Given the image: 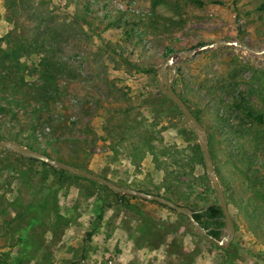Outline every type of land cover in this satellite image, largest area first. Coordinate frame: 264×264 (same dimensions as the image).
Returning <instances> with one entry per match:
<instances>
[{
	"label": "rangeland",
	"instance_id": "374dc122",
	"mask_svg": "<svg viewBox=\"0 0 264 264\" xmlns=\"http://www.w3.org/2000/svg\"><path fill=\"white\" fill-rule=\"evenodd\" d=\"M3 37L23 41L20 54L31 82L40 81L42 62L56 74L58 92L51 93L39 119L41 150L84 161L117 185L207 209L218 205V196L211 179L209 184L203 177L209 176L204 160L201 164L193 154L196 145L202 152L198 136L180 110L163 101L159 87L158 69L172 59V85L199 115L207 142L209 132L214 136L215 165L231 182L234 264H264V209L246 192L254 176L264 185V123L248 120L233 106L242 96L264 113V0H0ZM219 117L230 125L233 147L239 143L255 156L259 172L249 182L227 158ZM6 121L0 116V132L14 124ZM26 127L24 122L21 129ZM2 150L9 149L0 148V162L7 165L10 157ZM2 165L0 264H166L165 246L136 248L129 231L138 215L81 179L67 180L60 190L58 208L65 220L41 224L17 218L22 206L13 205L15 196L30 193L18 191L15 166L3 170ZM133 196L130 203L146 215L172 224L166 241L179 239L193 264H217L218 240L201 234L186 215ZM98 200L111 203L99 224ZM28 251H35L33 259L15 260Z\"/></svg>",
	"mask_w": 264,
	"mask_h": 264
},
{
	"label": "trees",
	"instance_id": "16d2710c",
	"mask_svg": "<svg viewBox=\"0 0 264 264\" xmlns=\"http://www.w3.org/2000/svg\"><path fill=\"white\" fill-rule=\"evenodd\" d=\"M11 42L13 45H11ZM22 48L23 41L21 39L15 38L12 40L7 39V37L0 38V116H6L8 118V121H6L7 125L14 123L13 125H10L8 132H0V140L13 141L19 145L32 149L35 152H40L50 158L64 161L80 169L93 173L85 166L83 163L84 161L77 160V158L67 161L60 156L53 157L50 153L41 150L37 137V131H39L38 128H40L39 119L49 107L48 105L51 93L58 92L56 86L57 77L55 72L49 67L48 63L42 62L40 63V81L31 82L28 79L29 75L27 74L28 66L26 62L23 61L22 55L20 54V50H22ZM140 70L142 71L143 69L140 68ZM156 71V68L152 69V73L156 74ZM174 90L180 97H182V99L190 108L187 99L184 98L175 88ZM162 97L164 102L167 101L176 106L166 95H163ZM233 106L239 110L248 120L254 121L259 125L264 123V113L254 109L252 105L243 99L242 96H237L235 98ZM192 112L198 121L201 122L197 112ZM46 119L48 120V118ZM220 119L224 123V132L222 133V136L223 140L226 142L225 148L226 154L228 155L227 158L231 161V164L234 166V168L237 169L238 175L249 182L251 177L253 175H257L259 172L257 168H254V164L257 163L254 158L255 156L248 155V153L242 148L241 144L239 145V143L233 147L234 142L229 136V132L231 131L228 129L230 125H228L226 119ZM24 122L27 123V127L25 129H21ZM14 125H17L18 127H13ZM14 128H17V130H14ZM188 133L194 136L191 130H189ZM188 133L186 131V134ZM237 135L242 137V134ZM213 140L214 136L211 134V132H209L207 142L208 148L214 161V169L217 180L223 189L224 196L228 204L229 199H231L232 193L234 192L228 177L225 178L223 173H219V168L217 165H215L217 159L216 151L213 148ZM228 146H230V150L228 149ZM195 149L196 150H193V154L198 158L201 164H204L199 145H196ZM2 151H4L6 155L10 157L7 165L0 162V164H3L2 169L9 170L11 165H14L16 171L19 172L18 180L21 183V185L18 187V191L20 193H25L26 195L27 193H30V197L27 198L21 197L19 194L15 196L13 205L16 204L22 206L20 213L16 215L17 218L23 219L26 217L31 222H37L41 224H43L45 220H47V223L65 220L60 214L58 208L60 190L63 188V185L67 180L81 179L89 182L91 186H96L103 191L110 192L116 197L119 203L126 204L127 207H129L135 214L138 215L139 218L137 224L130 228L129 231L136 248L157 250L162 246H165L164 250L167 257L166 264H193L192 254L185 252L183 244L179 241V239L172 238L166 241L165 238L171 232L172 224H168L164 221H155L153 218L146 215L138 205L130 203V198H136V196L114 193L106 185L97 183L85 177L73 175L44 161L35 158L24 157L23 155L10 150ZM1 160L2 159H0V161ZM22 165H25V167ZM103 177L109 179L107 176ZM203 177L205 181L210 184V178L206 172L203 173ZM254 177L255 178L251 180L254 183L251 185L249 183L246 184V192H249L250 194L252 193L253 196L255 195L259 203V205H256V207L264 209V185H261L263 179H261L259 176ZM35 180L39 181V184H34ZM260 186H262L263 189H259ZM140 190L150 194L162 195L179 205L189 207L193 211L194 218L203 226L204 229L207 230L208 235H210L215 240H220L222 236L221 228L223 227L224 222L222 220V210L216 203L211 204V206L207 209H204L203 207L196 208L190 203L181 204L167 194L150 192L145 189ZM21 198H24V202H22ZM97 202L98 207L96 209V220L99 224L103 217V211L107 207H110L111 203L99 200ZM151 202L159 204L170 211H173L181 218L188 219L183 214L177 213L174 209L165 206L162 203L156 201ZM9 209L13 210V206H11ZM87 235L90 236L91 232L87 233ZM214 244L215 247L222 251L217 264H234V259L238 251L235 246V242L232 241L222 245L217 243ZM32 245L36 246L37 244ZM35 251H28L27 253L29 255L24 256H22L23 254L21 253L20 256L14 258L18 262L22 261L24 257H27V259H33V257L30 256H32ZM4 263L9 264L7 262Z\"/></svg>",
	"mask_w": 264,
	"mask_h": 264
},
{
	"label": "water",
	"instance_id": "95a60500",
	"mask_svg": "<svg viewBox=\"0 0 264 264\" xmlns=\"http://www.w3.org/2000/svg\"><path fill=\"white\" fill-rule=\"evenodd\" d=\"M228 44V43H226ZM236 45V43H234ZM264 50H261L260 53H263ZM172 68L171 70L169 68ZM175 65L172 61V59H167L165 63H163L160 68L158 69V75H159V87L161 91L179 108L183 116L186 118L188 123L190 124L192 130L194 133L198 136L199 143L202 150V156L203 160L207 169V172L211 179V184L213 188L215 189L217 196H218V206L221 208L225 225H226V234L221 237L220 240H218V243L220 245L232 241L234 234H235V227L234 223L231 217V213L228 209V204L226 201V198L224 196V192L222 187L220 186L215 169L213 166V161L211 157L210 150L208 148L207 139L204 136L205 129L203 128L202 124L198 121L196 116L193 114V112L190 110L188 105L185 103V101L180 97L177 92L174 90V87L172 85V81L170 80V75L175 74ZM0 148L9 149L12 151H15L24 157L28 158H35L41 161H44L58 169L67 171L69 173L79 175L85 178H88L90 180H93L95 182H98L100 184L106 185L109 187L112 191L119 194H130V195H137L144 198L151 199L153 201L162 203L172 209H174L177 212H180L184 215H186L191 223L196 227V229L203 235H208V232L206 229L203 228V226L194 218L193 211L189 207L179 205L175 203L174 201L157 194H150L145 191L136 190L129 187H123L120 185H117L116 183L112 182L111 180L104 178L100 175L88 172L86 170L80 169L74 165H71L69 163H66L64 161L56 160L53 158H50L48 156H45L41 153L35 152L32 149H29L27 147H24L22 145H19L13 141L8 140H0Z\"/></svg>",
	"mask_w": 264,
	"mask_h": 264
}]
</instances>
